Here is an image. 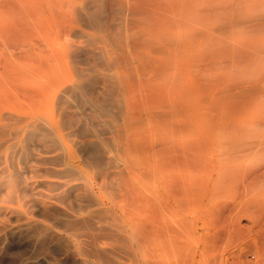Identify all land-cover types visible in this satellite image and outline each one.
Listing matches in <instances>:
<instances>
[{
    "label": "rangeland",
    "instance_id": "rangeland-1",
    "mask_svg": "<svg viewBox=\"0 0 264 264\" xmlns=\"http://www.w3.org/2000/svg\"><path fill=\"white\" fill-rule=\"evenodd\" d=\"M0 264H264V0H0Z\"/></svg>",
    "mask_w": 264,
    "mask_h": 264
},
{
    "label": "bare ground",
    "instance_id": "bare-ground-1",
    "mask_svg": "<svg viewBox=\"0 0 264 264\" xmlns=\"http://www.w3.org/2000/svg\"><path fill=\"white\" fill-rule=\"evenodd\" d=\"M91 1H92V0H91ZM98 1H99V0H98ZM96 3H98V2H96ZM107 3H108V2H107ZM107 3H106V4H107ZM104 4H105V2H104ZM109 5H110V4H109ZM95 6H96V5H95ZM100 6H103V5H100ZM106 6H108V5H106ZM104 7H105V6H104ZM105 9H106V8H105ZM97 10H98V9H97ZM102 12H103V11H102ZM95 13H96V12H95ZM98 13H100V10H99ZM255 18H256V17H255ZM257 18H258V17H257ZM260 18H261V17H260ZM261 19H262V18H261ZM260 24H261V23H260ZM108 77H109V76H108ZM100 78H101V77H100ZM104 79H106V77H104L103 80H104ZM92 80H93V79H92ZM107 80H108V81L111 80V83L113 82V81H112L113 79H111V78H109V79H107ZM107 80H106V81H107ZM96 81H97V80H96ZM96 81H94V82H96ZM105 83H106V82H105ZM108 83H109V82H108ZM108 83L105 84V85H109ZM111 85H112V84H111ZM113 86H114V84H113ZM105 87H106V86H105ZM108 88H110V87H108ZM113 88H114V87H113ZM112 94H113V93H110V95H112ZM110 98L112 99V96H111ZM111 99H108V98H107L106 100H111ZM104 100H105V99H104ZM111 102L114 103V100H113V101L111 100ZM111 102H110V104H111ZM98 103H99V102H98ZM108 103H109V102H108ZM99 105H102V104H99ZM103 105H104V104H103ZM111 105H112V104H111ZM114 105H115V104H114ZM112 106H113V105H112ZM115 107H116V105H115ZM115 107H113V108H115ZM99 108H100V107H99ZM103 108H105V107H103ZM105 109H106V108H105ZM101 110H102V109H101ZM105 111H106V110H105ZM107 112H108V111H107ZM113 112H114V111H113ZM115 114H117V113H115ZM113 116H115V115H113ZM30 136H31V135H30ZM30 136H28V137H30ZM14 183H15V182H14Z\"/></svg>",
    "mask_w": 264,
    "mask_h": 264
}]
</instances>
